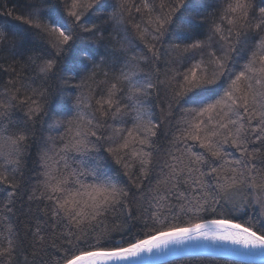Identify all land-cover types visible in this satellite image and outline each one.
Returning a JSON list of instances; mask_svg holds the SVG:
<instances>
[{
  "label": "snow or ice",
  "instance_id": "obj_1",
  "mask_svg": "<svg viewBox=\"0 0 264 264\" xmlns=\"http://www.w3.org/2000/svg\"><path fill=\"white\" fill-rule=\"evenodd\" d=\"M206 256L264 264V0H0V264Z\"/></svg>",
  "mask_w": 264,
  "mask_h": 264
},
{
  "label": "trees",
  "instance_id": "obj_2",
  "mask_svg": "<svg viewBox=\"0 0 264 264\" xmlns=\"http://www.w3.org/2000/svg\"><path fill=\"white\" fill-rule=\"evenodd\" d=\"M181 258H176L174 260H180ZM184 261H185V264H188V259L187 257L183 258ZM225 258H220V259H217L215 257H211V256H206V257H203L201 258V261H202V264H220L221 260H223Z\"/></svg>",
  "mask_w": 264,
  "mask_h": 264
},
{
  "label": "water",
  "instance_id": "obj_3",
  "mask_svg": "<svg viewBox=\"0 0 264 264\" xmlns=\"http://www.w3.org/2000/svg\"><path fill=\"white\" fill-rule=\"evenodd\" d=\"M176 258H179V257H172L171 259H176Z\"/></svg>",
  "mask_w": 264,
  "mask_h": 264
}]
</instances>
